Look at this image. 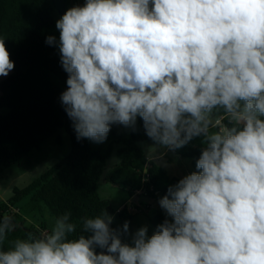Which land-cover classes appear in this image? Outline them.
<instances>
[{"label": "clouds", "instance_id": "9594fccd", "mask_svg": "<svg viewBox=\"0 0 264 264\" xmlns=\"http://www.w3.org/2000/svg\"><path fill=\"white\" fill-rule=\"evenodd\" d=\"M55 26L46 43L77 140L103 143L139 117L157 149L199 138L200 155L159 200L168 218L150 237L143 226L125 242L128 222L114 230L104 210L76 236L66 212L9 239L0 215V264H264V0H85ZM14 68L0 39V77Z\"/></svg>", "mask_w": 264, "mask_h": 264}, {"label": "trees", "instance_id": "16d2710c", "mask_svg": "<svg viewBox=\"0 0 264 264\" xmlns=\"http://www.w3.org/2000/svg\"><path fill=\"white\" fill-rule=\"evenodd\" d=\"M77 1L0 0V39L5 40L15 62L12 73L0 81V108L7 109L0 114V173L21 163L32 151L41 150L58 129H65L71 140L67 157L47 168L26 187L14 188L9 201L0 200V215L12 216L15 224L9 239L25 238L28 232L41 234L49 229L44 222L27 223L30 215L37 217L42 205L55 218L70 212L71 221L77 224L74 236L81 233L83 218H94L104 210L113 217L112 229L122 230L125 222L130 227L133 215L128 208L117 212L111 201L99 194L100 178L114 151L120 163L110 181L123 187L132 199L146 197L157 202L181 179L171 176L140 145L152 140L139 117L134 128L112 125L106 140L98 146L88 139L77 140L72 121L60 101L61 93L67 88V73L61 66L58 47L46 43L48 36H55L57 17H62ZM200 148L197 138L172 152L190 158L196 171ZM20 203H24L20 212H12V207ZM166 218L163 209L156 211L152 220L154 232ZM125 234L122 233V239ZM3 247L7 249V242Z\"/></svg>", "mask_w": 264, "mask_h": 264}, {"label": "rangeland", "instance_id": "374dc122", "mask_svg": "<svg viewBox=\"0 0 264 264\" xmlns=\"http://www.w3.org/2000/svg\"><path fill=\"white\" fill-rule=\"evenodd\" d=\"M83 3L84 0H78L75 6H82ZM60 18L61 17L58 16L57 20ZM53 33L59 41L60 33L59 30L56 29V26ZM11 73L12 71L10 74ZM7 77H0V81L6 79ZM6 112V108H0V114H4ZM93 144L98 146L102 143L93 142ZM140 145L143 147L148 156L154 160H159L162 153L166 152L167 155L164 157L162 156L160 159L163 164L167 165L165 167L171 176L181 177L194 171L193 163L190 158L179 157L168 149H157L154 147L153 141L142 142ZM70 152V136L65 129H58V131L43 144L41 150L32 151V154L29 157H26L21 163L13 164L10 168L0 173V200L9 201L14 196V188L26 187L36 178L40 177L47 170V168L54 166L59 161L67 157ZM119 163L120 157L117 152L114 151L108 159L107 166L100 178L98 186L99 194L104 199L111 201L117 212L120 208L122 209L127 207L128 211L132 213L133 219L130 222L129 230L122 239L125 242L131 243L136 231L143 226H147V234L149 237L155 233L152 226V220L154 219L156 211L162 208L159 206V200L156 202L154 201L155 199H149L146 197L130 198L123 187L114 185L110 181V177L114 174ZM23 204L24 203H20L18 206H23ZM140 208H142V210ZM36 213L37 217L32 214L27 218L28 225H38L39 223L44 222L50 228L55 220V217L52 215L48 207L42 205V210Z\"/></svg>", "mask_w": 264, "mask_h": 264}, {"label": "crops", "instance_id": "0c3cea01", "mask_svg": "<svg viewBox=\"0 0 264 264\" xmlns=\"http://www.w3.org/2000/svg\"><path fill=\"white\" fill-rule=\"evenodd\" d=\"M165 154H166V152H163V153H162V156L164 157ZM162 156H161V157H162ZM161 157H160V158H161ZM160 158H159V160H157V161H158L159 163L163 164V163L161 162V159H160ZM163 165H164V166H167V165H165V164H163ZM180 176H181V175H180ZM181 177H183V176H181ZM120 209H121V208H120ZM122 209H123V208H122Z\"/></svg>", "mask_w": 264, "mask_h": 264}]
</instances>
